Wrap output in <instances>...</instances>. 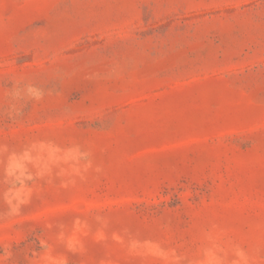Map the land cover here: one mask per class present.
Instances as JSON below:
<instances>
[{"label":"rangeland","instance_id":"obj_1","mask_svg":"<svg viewBox=\"0 0 264 264\" xmlns=\"http://www.w3.org/2000/svg\"><path fill=\"white\" fill-rule=\"evenodd\" d=\"M0 264H264V0H0Z\"/></svg>","mask_w":264,"mask_h":264}]
</instances>
